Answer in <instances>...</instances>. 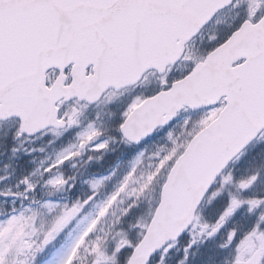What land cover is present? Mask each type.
I'll list each match as a JSON object with an SVG mask.
<instances>
[{
	"label": "snow or ice",
	"instance_id": "6c2138e0",
	"mask_svg": "<svg viewBox=\"0 0 264 264\" xmlns=\"http://www.w3.org/2000/svg\"><path fill=\"white\" fill-rule=\"evenodd\" d=\"M0 264H264V0H0Z\"/></svg>",
	"mask_w": 264,
	"mask_h": 264
}]
</instances>
